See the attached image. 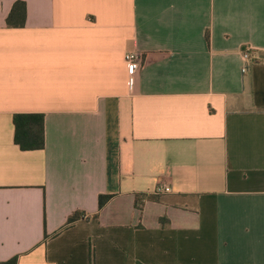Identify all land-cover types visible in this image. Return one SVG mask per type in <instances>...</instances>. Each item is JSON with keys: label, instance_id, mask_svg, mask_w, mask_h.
Here are the masks:
<instances>
[{"label": "crops", "instance_id": "1", "mask_svg": "<svg viewBox=\"0 0 264 264\" xmlns=\"http://www.w3.org/2000/svg\"><path fill=\"white\" fill-rule=\"evenodd\" d=\"M128 53L143 57L133 85ZM16 115L44 116V149L15 143ZM13 258L264 264V0H0Z\"/></svg>", "mask_w": 264, "mask_h": 264}, {"label": "trees", "instance_id": "2", "mask_svg": "<svg viewBox=\"0 0 264 264\" xmlns=\"http://www.w3.org/2000/svg\"><path fill=\"white\" fill-rule=\"evenodd\" d=\"M21 14V25H24L26 18V5L24 2H17L9 16L7 23L12 26L13 18ZM15 143L23 151L42 150L45 147V131L43 115H16L14 117ZM112 199L111 195H102L99 197V208L102 209ZM77 216L69 218L67 227L71 226ZM18 258H13L8 262L0 264H17Z\"/></svg>", "mask_w": 264, "mask_h": 264}, {"label": "built area", "instance_id": "3", "mask_svg": "<svg viewBox=\"0 0 264 264\" xmlns=\"http://www.w3.org/2000/svg\"><path fill=\"white\" fill-rule=\"evenodd\" d=\"M249 52H245L244 59L248 61ZM128 74L130 77L131 85L134 84V76L143 68V57L136 53H128L125 56ZM246 71V67L243 69V72ZM166 186H164V190H166Z\"/></svg>", "mask_w": 264, "mask_h": 264}]
</instances>
